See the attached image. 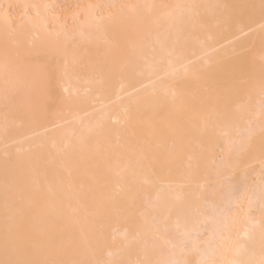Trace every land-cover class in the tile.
Here are the masks:
<instances>
[{"label": "bare ground", "instance_id": "1", "mask_svg": "<svg viewBox=\"0 0 264 264\" xmlns=\"http://www.w3.org/2000/svg\"><path fill=\"white\" fill-rule=\"evenodd\" d=\"M259 4L0 0V259L261 264Z\"/></svg>", "mask_w": 264, "mask_h": 264}, {"label": "snow or ice", "instance_id": "2", "mask_svg": "<svg viewBox=\"0 0 264 264\" xmlns=\"http://www.w3.org/2000/svg\"><path fill=\"white\" fill-rule=\"evenodd\" d=\"M245 7H259L264 16V0H260V4L248 5ZM184 238L177 241V244L182 250L188 249L191 245L192 249H196L199 246V237L193 239L190 233L185 232L183 234ZM39 254V247L31 239L20 236L18 234H9L6 232L4 239V258L0 259V264H63V262L54 260H42L37 258ZM80 264V262H77ZM83 264H88V262H83ZM96 264H102V262L97 261ZM162 264H189L185 260H172L167 262H162ZM201 264H207V262H201ZM264 264V261H261Z\"/></svg>", "mask_w": 264, "mask_h": 264}]
</instances>
